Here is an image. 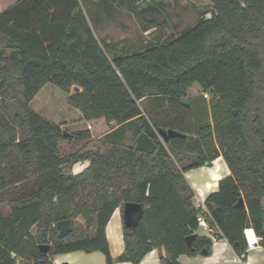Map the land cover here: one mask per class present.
I'll list each match as a JSON object with an SVG mask.
<instances>
[{
  "label": "trees",
  "instance_id": "16d2710c",
  "mask_svg": "<svg viewBox=\"0 0 264 264\" xmlns=\"http://www.w3.org/2000/svg\"><path fill=\"white\" fill-rule=\"evenodd\" d=\"M100 1L127 3L141 15L179 0ZM209 1V17L131 53L97 37L83 0H19L0 13V90L21 85L26 131L15 144V163L2 166L0 159V202L10 208L7 215L0 211V264H54V255L76 250H100L108 264H139L160 247L162 264L210 253L213 239L198 232L202 209L185 173L220 156L231 172L207 196V220L242 261L247 228L264 247V0ZM147 22L163 28L156 18ZM47 83L65 91L85 120L119 126L98 148L63 154L61 140L91 134L65 135L31 107ZM194 83L202 92L189 95ZM186 97L189 105L182 103ZM162 129L181 135L166 142ZM12 145L0 141V157H9ZM81 160L89 165L72 172ZM126 202L143 210L132 226L124 222L125 249L114 258L106 226ZM66 219L73 230L59 237L58 222ZM40 244L51 245L48 254Z\"/></svg>",
  "mask_w": 264,
  "mask_h": 264
},
{
  "label": "rangeland",
  "instance_id": "374dc122",
  "mask_svg": "<svg viewBox=\"0 0 264 264\" xmlns=\"http://www.w3.org/2000/svg\"><path fill=\"white\" fill-rule=\"evenodd\" d=\"M91 1L92 4H87L86 0H83V4L85 9L89 11V17L97 37L102 42L110 39L111 45L119 53H131L140 50L161 37L173 38L187 28L194 26L202 15L209 17L212 10L209 0H197V3L193 5L179 1H167L162 11L142 12L141 15H138L130 9L127 3L107 5L100 0ZM143 8H146V4L140 6V9ZM153 18L162 22L163 30L147 22ZM110 56H112L111 53ZM41 91L34 103H31L34 110L45 118L60 124L67 133L88 130L91 134L89 139L61 140L59 145L63 154L84 152L89 149H96L103 144L105 133L108 131L105 121L87 122L83 115L81 117L80 111L67 102L68 94L52 83H47ZM188 92L189 95H196L201 93L202 89L198 83H194ZM24 112L22 87L18 82H12L7 88L0 90V141L13 144L9 157H0L2 166L8 164L9 161H13L14 164L17 160L15 144L26 136V131L20 121ZM109 127L112 126L109 125ZM130 141L131 137L127 142ZM83 161L86 160L73 164L72 172L78 173ZM203 170L206 173H204V182L201 183L208 190H210V186L207 183L212 180L211 171L218 170L222 174L225 173L220 169L219 164L211 169ZM197 183L200 184V182ZM0 211L5 215L10 213L6 201L0 202ZM79 220L83 222L81 217Z\"/></svg>",
  "mask_w": 264,
  "mask_h": 264
},
{
  "label": "crops",
  "instance_id": "0c3cea01",
  "mask_svg": "<svg viewBox=\"0 0 264 264\" xmlns=\"http://www.w3.org/2000/svg\"><path fill=\"white\" fill-rule=\"evenodd\" d=\"M19 0H0V13L5 11L7 8L16 4ZM197 0H179V2L193 5ZM110 42V39L106 40ZM43 91V90H42ZM40 92L36 95V97L32 100L31 103H34L35 99L40 95ZM79 110V109H78ZM77 110V111H78ZM80 111V110H79ZM78 111V112H79ZM81 117L82 113L79 112ZM87 122L94 121H105L106 126H108L109 132L116 129L119 124L116 121H107L104 118L94 119V120H86ZM111 125L112 127H109ZM132 132L128 131V139L131 137ZM127 139V140H128ZM81 163V161H79ZM83 164L80 166L81 172L89 165V161H83ZM78 164V163H77ZM219 164L220 169L225 172L224 174L220 173L218 170L211 171V181L207 184L210 186V190L207 187L202 185V181L204 182V177L206 172L203 169H211L215 167V165ZM230 168L228 167L226 161L223 156L218 157L212 163V165H203L197 168H193L188 170L185 173L187 180L195 191L194 202L197 205L201 201H205L207 196L214 191H217L219 180L223 177H226L230 174ZM76 173V172H74ZM197 182H200L198 184ZM215 186V189H213ZM200 234H203L201 230H198ZM106 235L108 238V243L110 247V252L114 258H118L125 249L124 243V218H123V209L121 207L116 208L112 217L110 218L107 226H106ZM257 236V235H256ZM166 255L165 247L155 248L149 253H147L142 261L139 264H162L161 256ZM54 264H108L106 255L104 252L97 250L92 252H86L82 250L70 251L65 253H58L51 258ZM180 264H264V247L260 244L251 250H247V255L245 260H240V257L233 250L231 245L225 238H216L213 240L212 250L208 254L198 253L197 255L190 256L187 254H181L179 257ZM114 264H134L130 261H118L116 260Z\"/></svg>",
  "mask_w": 264,
  "mask_h": 264
},
{
  "label": "water",
  "instance_id": "95a60500",
  "mask_svg": "<svg viewBox=\"0 0 264 264\" xmlns=\"http://www.w3.org/2000/svg\"><path fill=\"white\" fill-rule=\"evenodd\" d=\"M75 90H78L79 87L75 86ZM182 103L185 105L190 104V98L186 97L182 99ZM64 134L67 135L68 133L64 130ZM161 134L164 138V140L167 142L169 140L170 136H177L181 135L180 132L170 129V130H161ZM239 204H244V200L240 199ZM142 205L136 202H126L123 209V218L126 226L130 227L133 225V223L136 220V217L142 213ZM58 228H59V237H65L73 230L72 221L70 219L61 220L58 222ZM195 238V235L189 236L187 238L188 244L192 246V241ZM51 245L50 244H40L39 250L43 254H48L50 251ZM202 254H208V250L203 249L201 251Z\"/></svg>",
  "mask_w": 264,
  "mask_h": 264
},
{
  "label": "built area",
  "instance_id": "2783aa9c",
  "mask_svg": "<svg viewBox=\"0 0 264 264\" xmlns=\"http://www.w3.org/2000/svg\"><path fill=\"white\" fill-rule=\"evenodd\" d=\"M204 96L207 99L211 98V95H209V93H204ZM197 206L202 209V213H200L197 217L198 224H199V230H201V232L204 235H207V236L211 237L213 240H215L217 228L212 227L210 225L209 221L207 220V215H209L210 212H209L208 208L206 207L205 201L199 202L197 204ZM53 225L55 226V224H53ZM249 231H252L253 238H251ZM245 234H246L247 242H248L247 250L254 249L260 244V239L256 236L254 229L247 228L245 230ZM240 260H242V259L240 258ZM17 264H19V262H17Z\"/></svg>",
  "mask_w": 264,
  "mask_h": 264
},
{
  "label": "bare ground",
  "instance_id": "6f19581e",
  "mask_svg": "<svg viewBox=\"0 0 264 264\" xmlns=\"http://www.w3.org/2000/svg\"><path fill=\"white\" fill-rule=\"evenodd\" d=\"M249 233H250L251 238H253V236H252V231H249Z\"/></svg>",
  "mask_w": 264,
  "mask_h": 264
}]
</instances>
